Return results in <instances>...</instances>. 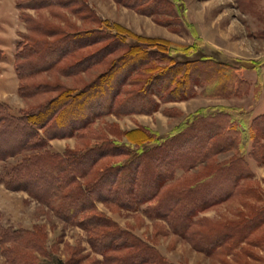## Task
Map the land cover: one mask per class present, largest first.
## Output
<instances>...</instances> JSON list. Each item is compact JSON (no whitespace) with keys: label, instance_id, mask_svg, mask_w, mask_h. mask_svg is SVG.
I'll use <instances>...</instances> for the list:
<instances>
[{"label":"rangeland","instance_id":"1","mask_svg":"<svg viewBox=\"0 0 264 264\" xmlns=\"http://www.w3.org/2000/svg\"><path fill=\"white\" fill-rule=\"evenodd\" d=\"M15 1L0 0V47H2L0 52V101L5 103L8 110L15 115H19L21 110L26 109L29 104L37 103L54 94L51 91L38 93L33 97L23 96L18 91V85L22 84L23 90L27 87L29 93L32 92V86L35 83L48 82L51 84L56 80L66 86H79L97 74L103 67V65H97L88 69L87 72H80L78 77L62 73L56 75L49 70L37 69L32 56L27 59L19 58V68L21 67L20 73L22 74V77L19 78L13 67L17 41L22 40L20 34L33 33L41 37L39 26H45L46 21L50 22L51 28L60 29L65 33L87 29L114 32L112 22L119 23L136 34L168 41V47L173 50L174 56L179 60L205 58L238 65L243 64L244 61H257L264 57V10L261 8L260 0H150L141 4L142 0L139 3L141 5L136 8L117 0H79L80 2L69 0L70 2L67 4L62 0H21L23 4L20 7H17ZM127 1L132 2L133 0ZM137 9L140 11L151 10L152 14H146ZM101 19H105V22L100 21ZM78 38L79 41L88 39L87 36ZM46 39L47 44L39 42L36 48L41 52L46 49L52 51L41 61L54 59L65 46V44L62 45L63 42L57 41L60 40L58 36ZM126 40L132 41L133 38L126 37ZM99 44L102 43L96 45ZM95 46L87 47L84 51H94L93 47ZM76 52L79 51L76 50ZM116 53L110 54L109 57ZM80 56L81 53L76 54L72 60H76ZM29 61H33L32 67ZM68 61L69 58H64L56 67L60 70ZM262 65L264 63H260V68ZM249 68L251 67L242 66L238 70V76L246 82L242 92L208 96L201 94L202 87L196 85L194 95L181 100H158V108L149 113L115 114L110 112L95 116L90 124L93 131L87 130L88 133L94 134L98 131L104 132L103 128L107 124H112L118 131V126L120 128L132 127L146 123L150 126H145L151 128L160 137L159 140L144 144V149L152 150L161 143V139L170 134L169 132L176 125L183 124L185 121L189 122L202 115L197 112L200 107L206 108V113L214 111L218 105L237 109V114L229 115L231 116L229 120L236 129L238 128L239 143L236 142V145L229 149L218 151L209 161L227 162L232 158L236 161L237 157H240L243 167L248 168L251 173L238 180L239 187H234L233 192L234 188L231 183L226 186L225 181L223 182L228 178L226 171L217 170L218 176L213 179L219 178L221 182L218 180L220 183L215 185L213 190H218L224 183V186L221 187L222 197L204 209L199 210L196 207L195 210L189 212V208H187L186 213L184 206L187 205H184L182 210L180 209L181 211L175 212L173 223L176 224L184 212L187 214L184 216V221L189 224L191 236L185 237L176 232L171 226L170 219L165 215L160 217L148 215V210L153 207V203L160 201L163 192H168L171 185H175L173 191H177L181 183L190 184L192 181L200 180V176L205 174V169L200 166L205 163V159L195 160L194 157L187 159L185 158L186 154L182 153L191 147L188 143L181 144L180 147L183 150H180L181 152L171 154H168L167 151L162 152L163 156L160 154L159 159L167 157L166 161L146 160L143 163L144 167L140 171V178L144 181V189L155 186L159 179H162L161 182L159 181L162 185L159 188L158 197L140 203L135 201L128 207H119L114 202L95 198L93 206L89 210L109 218L116 223L119 229L121 228L134 236L135 241L151 245L162 257L174 264H222V261H226V264H264V227L253 236L241 240V234L247 232L248 216L264 207V137H260V142L255 143L253 147L251 139L253 130L249 127V119L242 118L243 112H248L250 119L264 113L261 112L264 110V79L262 76V83L256 82L257 75L248 72ZM191 74H193L192 70ZM13 76L17 77L16 85V80L13 82L11 79ZM220 80L218 79V81ZM128 86L124 85V87ZM98 101L104 102V98L98 99ZM258 103H262V105H258ZM174 108L179 113L175 112ZM83 109L87 111L90 106L86 105ZM188 115H192V118L187 119ZM68 122L69 119L65 120L60 130L66 131L65 134L46 138L49 152L63 154L67 149H79L85 146V142L81 141H87L86 131L83 130L84 134L78 138L77 135L80 132L70 133L67 131ZM181 133L176 134L177 140L181 142L183 139L187 140V136H192V132L182 135ZM154 155L158 154L154 153ZM179 156L180 158H178ZM20 157V155H12L0 159V225L27 229H33L35 225H38L44 229L45 237L41 238L43 249L35 247L36 250L33 251L35 261L39 264H87L91 262L104 264L106 255L112 254L113 250H107L105 255V252L98 249L103 245H91L90 236H95V231H88L76 221L64 220L46 204L29 195L25 189L7 186L9 179L6 173ZM109 162L112 160H108L107 163ZM236 163L238 160L233 165ZM5 166L7 170L4 169ZM209 173L212 175L211 171ZM215 174L216 172L213 176ZM53 176H55L53 173H48L46 178L41 179L40 186L49 184L50 177ZM102 188L99 187V190ZM207 189V186L203 187V191H199L197 187L193 188L188 194V199L199 201L202 194L207 197ZM174 199L175 197H172V200L163 201L166 203L161 202V209H168ZM188 214L191 215L188 217ZM78 218L81 219V217ZM212 235L213 238L217 236L221 238L220 242L223 245L221 252L207 255L192 246L197 245L196 243L200 239H213ZM208 239H203L202 242L200 240L199 244L205 243ZM193 240L196 243L192 242ZM219 244L217 242V245ZM233 245H236L235 250H231ZM1 249L0 246V264H4L5 257ZM123 251H127V249H121L118 252L122 253ZM248 253L251 254L248 256ZM131 261L125 260L126 263H131Z\"/></svg>","mask_w":264,"mask_h":264},{"label":"trees","instance_id":"2","mask_svg":"<svg viewBox=\"0 0 264 264\" xmlns=\"http://www.w3.org/2000/svg\"><path fill=\"white\" fill-rule=\"evenodd\" d=\"M62 1L66 4L70 2ZM117 1L136 8L150 0ZM140 1H142L141 4H139ZM15 3L17 7L23 4L21 0H16ZM140 12L152 14L151 10ZM102 20L105 22V19L100 21ZM112 23L114 32L87 29L65 33L60 29L51 28L50 22L46 21L45 26H39L41 37L33 33L20 34L22 40L17 41L14 53V68L19 78L22 77L19 58L27 59L32 56L37 69L49 70L56 75L62 73L78 77L80 72H87L88 69L97 65H103V67L79 86H66L57 80L51 84L33 83L32 92L29 93L27 87L23 90L22 84L18 85V91L23 96L33 97L38 93L54 92L52 96L49 95L37 103L29 104L26 109L21 110L19 115L11 113L6 104L0 101V159L12 155L21 156L7 171L9 180L6 184L25 189L29 195L46 204L64 220L76 221L88 231H95V236H90L91 245H103L98 249L105 252V255L107 250H113L112 254L106 255L104 264H112L110 262L114 261L117 262L113 264H174L162 257L151 245L135 241L134 236L119 229L115 222L89 209L93 206L95 198L114 202L119 207H128L135 201L140 203L158 197L162 179H159V184L144 189V181L140 178L143 163L146 160L166 161L167 157L159 159L160 154L163 156L162 152L167 151L168 154L181 152L183 151L181 144L188 143L191 147L182 153L186 154L187 159L190 157H194L195 160L205 159V163L200 164L205 169V174L200 176V180L192 181L190 184L181 183L179 191H173L176 186L171 185L172 191L170 189L166 193L163 192L160 201L153 203L151 209L148 207V215L150 217L165 215L170 219L171 226L176 232L185 237L191 236L189 224L184 221V216H187L185 212L187 213V208L189 212L196 207L199 210L204 209L222 197L221 187L224 183L218 190H213V187L221 182L219 178L213 179L218 176L217 172L226 171L228 178L223 182L225 181L226 186L231 183L233 188L238 186L240 178L251 173L248 168L243 167L241 158L237 156L238 163L234 165L233 163L237 161H234V158L227 162L209 161L218 151L229 149L234 147L236 142L239 143L238 128L236 129L229 120L231 117L229 115L237 114V109L218 105L214 111L206 113V108L200 107L197 112L202 115L176 125L169 132L170 134L161 139V143L152 150L144 149V144L159 140L160 137L151 128L138 124L128 129L118 126L117 131L112 124H107L103 128L104 132L98 131L91 134L88 131H93L90 128L92 119L110 112L115 114L149 113L158 108L159 101L181 100L194 95L196 85L202 87L201 94L208 96L242 92L246 82L238 76V70L242 66L256 68V82L262 83L260 63H264V57L257 61H244L243 64L238 65L205 58L179 60L174 56L173 50L168 47V41L139 35L119 23ZM52 36H58L60 40L57 41L63 42L62 45L65 44V46L54 59L41 61L52 50L46 49L41 52L36 47L39 42L47 44L46 38ZM83 36H87L88 39L79 41L78 37ZM126 37H132L133 40L128 41ZM98 43L102 44L96 45ZM92 46H95L94 51H84ZM74 49L79 52L77 53ZM79 53L81 56L72 60ZM112 53L116 55L109 57ZM64 58H69V61L59 70L56 66ZM32 62L29 61L31 67ZM218 79L221 80L218 81ZM125 84L129 86L124 87ZM102 93L104 94L101 95ZM101 98H104V102L98 101ZM86 105L90 106V109H86L87 111L83 109ZM174 111L179 113L177 109ZM191 118L192 115H188L187 119ZM242 118L249 119V127L253 130L251 139L254 147L255 143L260 142L259 138L264 137V113L250 119V114L243 112ZM67 119H69L68 132H80L77 136L81 138L84 134L83 130L86 131L87 141H81L85 142V146L79 149H67L63 154L49 152L46 138L65 134L66 131L60 130ZM178 132H182L181 135L192 132V136H187L188 139H183L181 142L177 140ZM108 160L112 162L107 163ZM4 169L7 170V167L5 166ZM48 173H53L55 176L50 177L49 184L40 186L41 179L46 178ZM157 174L159 175V172ZM205 186L208 187L207 197L202 194L199 201L188 199L190 190L197 187L199 191H203ZM99 187L103 188L99 190ZM171 195L175 197L172 205L170 204L168 209H161L160 203L172 200ZM183 206L184 209L186 208L183 216L178 224L173 223L175 212L181 211ZM190 215L188 214V217ZM248 217L247 232L241 234V240L253 236L264 227V207ZM43 237H45V231L38 225H35L33 229L9 228L0 225V246L5 257L4 264H39L35 261L33 251L36 250L35 247L43 249L41 246ZM203 239H200L201 242ZM220 241L219 236L208 239L203 244L193 240L192 242L197 245L192 246L211 255L214 252H221L223 245ZM217 242L220 244L217 245ZM239 246L238 249H240ZM121 249H127V251L118 252ZM235 249L236 245H233L231 250ZM249 254L251 253H248V256ZM125 260L132 261L126 263ZM222 264H226V261H222Z\"/></svg>","mask_w":264,"mask_h":264},{"label":"crops","instance_id":"3","mask_svg":"<svg viewBox=\"0 0 264 264\" xmlns=\"http://www.w3.org/2000/svg\"><path fill=\"white\" fill-rule=\"evenodd\" d=\"M260 5H261V8L264 10V0H260ZM1 48L2 47H0V52H1ZM14 68V67H13ZM15 69V68H14ZM246 70V69H245ZM242 71H244V70H242ZM247 71L248 72H251V73H253V74H255V75H257V70H256V68H249V69H247ZM261 71H262V76H263V79H264V65H262V68H261ZM15 72V71H14ZM1 74V73H0ZM16 74V73H15ZM250 78H252L253 79V77H250ZM255 78V77H254ZM11 79H12V81L14 82V80H16L15 82V85L17 84V77L15 76V78H14V76L13 77H11ZM263 83H264V81H263ZM258 105H262V103H258ZM263 105H264V102H263ZM261 112H264V110L263 111H261ZM141 124H144V125H148V124H146V123H141ZM135 126H137V125H135ZM135 126H132V127H135ZM148 126H150V125H148ZM132 127H122V129H128V128H132Z\"/></svg>","mask_w":264,"mask_h":264}]
</instances>
